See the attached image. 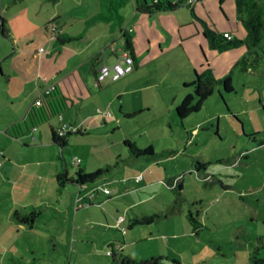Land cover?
<instances>
[{"label":"rangeland","instance_id":"374dc122","mask_svg":"<svg viewBox=\"0 0 264 264\" xmlns=\"http://www.w3.org/2000/svg\"><path fill=\"white\" fill-rule=\"evenodd\" d=\"M1 4L4 6L6 0H1ZM47 4L43 0H26L21 4L36 11L31 15L38 17L33 18L36 22L27 30L18 19L14 20L13 27L21 41L25 44L26 39L32 40L26 44L27 51L34 55L41 54L39 47L48 50L52 39L41 23L45 10L47 13L54 10L52 3ZM258 4L264 8V0H258ZM86 7L80 4L75 8L71 0H63L62 4L63 10L78 9L80 15ZM193 7L201 15L207 9L209 19L219 29L246 17L236 12L235 0L222 4L224 12L218 0L196 2ZM183 10L182 15L189 16L188 9ZM82 27L83 23L75 19L71 29L77 32ZM240 30L238 35L243 40ZM243 55L257 67L242 71ZM207 58L213 76L222 79L229 75L234 91L225 92L217 84L200 109L186 119L178 118L175 104H147L150 111L127 117V113L119 112L121 104L115 101L107 104L104 100L102 104H89L92 117L83 125L86 132L71 134L63 150L49 144L24 149L18 143L19 162L25 163V175L18 176L14 168L9 175L13 179L10 183L0 175V242L6 246H0V264L32 261L24 248L27 242L14 232L8 218L12 205L18 211L21 207L44 208L47 215H64L65 222H47L46 228L43 221L47 215L38 216L28 238L37 242L35 254L41 257L39 264H117L106 254L111 249L116 252L122 249L121 254L139 261L160 256L164 264H249L255 249L264 258V34L249 50L242 44L228 51L211 50ZM181 70H187L186 66L178 71ZM4 81L0 77L1 121L24 104L25 96L12 92ZM174 94L178 103L185 95L176 90ZM76 110L73 106L66 118L74 119ZM57 117L53 118L55 126ZM47 126L39 129L47 131ZM125 138L139 148L152 146L156 158L146 162L131 157L123 144ZM166 149L173 154L163 155L161 151ZM58 156L66 160L69 175H74L79 167L84 172L110 167L104 178L113 194L108 196L99 191L89 207H81L79 202L77 213L74 209L77 197L82 200L83 194H91L90 183L82 186L79 194L78 186L68 183L61 198L50 199L48 196L59 193L52 177L61 161ZM73 156L81 159L80 166L69 164ZM196 161L206 163L205 171L195 169ZM138 175L142 178L134 184ZM40 196L45 203L37 206L28 203ZM47 205L49 208L45 209ZM152 215L150 223L132 224L129 228L133 219ZM50 224L65 233L54 237L49 233ZM5 232L13 234L20 246ZM56 239L59 245L53 247ZM11 257L18 262H12Z\"/></svg>","mask_w":264,"mask_h":264},{"label":"crops","instance_id":"0c3cea01","mask_svg":"<svg viewBox=\"0 0 264 264\" xmlns=\"http://www.w3.org/2000/svg\"><path fill=\"white\" fill-rule=\"evenodd\" d=\"M25 1L6 0V4L3 6L0 0V77L5 79L4 85L11 87L12 92H22L25 95L23 97L24 104H20L18 110L13 112L12 116L0 120V175L3 181L7 183L13 180L10 179L9 175L15 171L14 168H16L18 176L26 173L25 163L19 162L18 156L21 153L18 143H21L24 149L30 147L41 148L47 146V144L56 147L51 142L50 131L51 129L58 131L62 125H66L70 131L78 130L85 133L87 129L83 125L86 120L92 117L88 110L89 104H102L104 100L107 104H113L115 101L117 104H121L119 112L122 115L141 110L138 113L139 115L150 111L151 107L147 104L158 102L176 105L178 102L176 101L177 95L174 94L175 90L182 96L190 92L192 88L184 87L183 83L192 81L195 71L202 72L208 67L210 68L211 64L207 54H210L211 50L216 51L210 47L208 40L202 33L200 23L193 17L190 9H193L198 17L204 19L219 32H230L241 39L242 37L238 35L239 27H241L242 30L240 31L243 38L246 36V30L242 22L237 19L233 26L229 24L219 29L209 19L207 9L203 10V15L197 13L193 5L204 0H196L191 5L184 4L174 10L159 11L152 14L139 12L135 8L133 0H128L120 8L121 22L115 24L101 19L89 21L99 12V0H95L94 5L91 4L90 0H71V5L75 8L80 4L87 6L83 8L85 13L82 15L77 14L78 9L75 12L72 10L67 11V9L63 10V0H43V3H48L47 5H50V3L54 5V10H49V14L45 10L44 19L41 22L44 30L49 33L52 39L48 50L44 49L41 54L34 55L27 51L28 44H26L32 42V40L26 39L24 44V41H21L16 29L13 27L15 25L14 20L18 19L19 23L21 22L27 30L28 26L36 22L34 19L38 18L31 15L36 11L34 12L30 7H21V4ZM183 9H188L189 16L182 15ZM75 19L83 23V27L77 32H73L71 29ZM52 23L57 27L55 35L51 34L49 30ZM2 26H4V33H2ZM235 27L237 31H234ZM123 31H127L132 39L133 71L115 82L104 81L99 83L96 81L95 74L100 63L113 64L125 53L130 55L125 45ZM63 36H68L70 39L58 45L56 37L62 39ZM85 40L86 43H84ZM243 47L249 50L245 44H243ZM235 48L238 47L228 50ZM3 64L6 66L5 69ZM185 66L187 70L178 71L185 68ZM51 85H56L67 98L68 108L57 117L58 124L55 126V120L51 119L48 123L31 128L18 137L10 135L8 129L11 124L24 120L27 111L38 95ZM124 104L134 105L125 107ZM73 106L77 108L76 117L74 119L69 116L66 118L65 115L69 114L68 111ZM65 118L67 120H64ZM102 121L104 123L105 118ZM45 124L48 125V130H40L39 128ZM194 133H196L195 128L192 129V134ZM37 141L39 144L36 143ZM59 169L60 164L52 172L55 185V174ZM105 182H107L105 178L100 181L102 185L108 187ZM133 183L138 184L134 181ZM62 190H57L59 195L53 194L48 197L50 199L54 196L61 198L63 196ZM78 198L79 196L74 206L76 213L79 202L81 207H89L93 204L92 202L96 199V196L90 201L92 204L85 203L89 201L87 193L83 194L82 200L79 199L81 201ZM17 202L21 203L22 201ZM42 202L45 203V199L40 196L38 200L35 199L28 203L37 206ZM11 208V214L8 215V218H10L14 232H17L19 236H23V240L27 242L24 244V248L29 251L32 257L31 264H39L41 257L35 254L38 250L37 242L29 239L28 236L32 234L38 216L47 215V211L40 208V214L32 225H29L18 221L14 217L15 205H12ZM46 208H49L48 205ZM19 211L27 212L30 210L21 207ZM44 220L43 225L45 228L47 222H65L62 214L57 216L49 214ZM52 224L48 227L51 228L49 233L54 237L57 236L56 238H58V236L65 233L63 229L58 231ZM5 234L11 238L13 243L16 242L15 239L17 238L13 234L9 235L7 232ZM32 242H36V244L33 245ZM60 242L62 243L61 240ZM16 243L20 246L19 241ZM58 245L59 242L56 239L53 247ZM0 246L6 248L5 243L0 242ZM120 250L117 251L118 254L121 253ZM11 260L15 263L18 262L14 257H11Z\"/></svg>","mask_w":264,"mask_h":264},{"label":"trees","instance_id":"16d2710c","mask_svg":"<svg viewBox=\"0 0 264 264\" xmlns=\"http://www.w3.org/2000/svg\"><path fill=\"white\" fill-rule=\"evenodd\" d=\"M128 0H99V12L92 17L89 21L95 19H101L104 21H109L112 24L119 23L122 20L120 13V8L125 5ZM196 0H133L135 8L139 12H144L152 14L159 11L174 10L181 7L184 4L191 5L192 2ZM225 0H218L219 8L223 11L222 4ZM236 12L239 14H246L244 19H241L242 24L246 30V36L244 40L234 36L230 32L229 37L224 36V32H219L215 28L211 27L204 19L198 17L193 9L191 11L193 17L200 23L202 27V33L208 40V43L212 49L218 52L226 51L230 48L239 47L245 44L246 48L256 46L264 34V8L262 5L258 4V0H235ZM3 25V24H2ZM2 33H4V26H2ZM123 37L125 41L126 48L129 50L130 55L133 56V43L132 39L127 31H123ZM70 37L63 36L56 37V42L58 45L65 43ZM254 63L250 62L245 55L240 59V69L242 71H248L249 69H255ZM217 84H221L223 91L232 92L234 88L231 84V78L226 75L222 79H216L211 69L208 67L202 72L195 71L194 79L189 83H183L184 87H191L190 92L185 93L181 102L175 105V112L179 119H184L192 113L198 111L203 105L204 101L209 97ZM40 104L33 105L29 108L26 113V118L22 121H16L11 124L8 129V133L13 137H18L28 132L31 128L37 127L44 123H48L51 119L59 116L63 111L68 108L67 98L61 93L56 85H52V89L48 94L43 91L39 94ZM139 111L128 113L127 117H133L137 115ZM73 133H81L78 130L66 131L63 135H59L58 131L51 129V142L57 146L60 150L65 149L68 145L69 136ZM124 146L127 148L129 155L133 158H142L146 162H151L156 158V154L152 146L145 148H139L136 143L128 138L123 140ZM163 155L170 156L173 154L172 150H162ZM60 161V169L55 174L56 188L61 191L66 187V184L73 183L78 186V191L83 190L84 185L90 183V188H93V196L89 197V201L86 204H92L90 201L97 196L99 190L96 189L98 185H102L97 179L103 178L107 172L110 171V167L98 168L93 172H84L81 167L74 173V175H69L67 169V162L62 156H58ZM77 166H80L78 164ZM206 163L196 161L195 169L204 170ZM102 181V180H101ZM97 182V183H95ZM95 183V184H94ZM177 187L181 189V184L178 183ZM111 196V195H108ZM40 209H33L30 211H18L13 212L14 217L18 221L25 222L32 225L34 220L40 214ZM153 220L152 216H143L140 219H133L132 224L138 223H150ZM107 252V251H106ZM107 254V253H106ZM112 261L117 264H164L160 262V256H151L150 258L143 260H135L130 255L117 253L116 251L110 250ZM173 262H177L172 259ZM249 264H264V258L258 256V251L255 249L249 258Z\"/></svg>","mask_w":264,"mask_h":264},{"label":"built area","instance_id":"2783aa9c","mask_svg":"<svg viewBox=\"0 0 264 264\" xmlns=\"http://www.w3.org/2000/svg\"><path fill=\"white\" fill-rule=\"evenodd\" d=\"M49 30H50L51 34L55 35L57 32L56 25L52 23L49 26ZM224 36L229 37L230 34L228 32H224ZM43 50L44 49L42 47L39 49V51H43ZM133 68H134V64H133L132 56L129 55L128 53H125L122 57H120L113 64H107L105 62L100 63L99 66L97 67L95 78H96V81L99 83L104 82V81L115 82V81L119 80L120 78H122L123 76L131 73L133 71ZM51 89H52V85L47 87L46 89H44L43 92L45 94H48ZM34 103L37 105L40 104V96L39 95L36 98V100L34 101ZM99 112H101V111L99 110ZM105 113L109 114V112H107V111ZM68 130H69V128L66 125H62L59 128L58 133H59V135H63ZM80 163H81V159L77 156H73L69 160L70 165H78ZM141 178H142V176L138 175L134 178L133 181L135 183H138L141 180ZM96 189H98L100 192H102L103 194H106V195H112L113 194V190H111L110 188H108L104 185H98L96 187ZM93 195L94 194L92 192L89 195V197H92ZM106 253L110 254V250L107 251Z\"/></svg>","mask_w":264,"mask_h":264}]
</instances>
